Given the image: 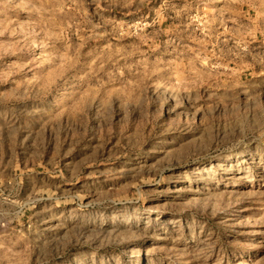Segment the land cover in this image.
<instances>
[{
	"label": "rangeland",
	"instance_id": "rangeland-1",
	"mask_svg": "<svg viewBox=\"0 0 264 264\" xmlns=\"http://www.w3.org/2000/svg\"><path fill=\"white\" fill-rule=\"evenodd\" d=\"M0 213V264H264V0H0Z\"/></svg>",
	"mask_w": 264,
	"mask_h": 264
},
{
	"label": "built area",
	"instance_id": "built-area-1",
	"mask_svg": "<svg viewBox=\"0 0 264 264\" xmlns=\"http://www.w3.org/2000/svg\"><path fill=\"white\" fill-rule=\"evenodd\" d=\"M13 203H15V201H13L12 202V204ZM30 204H27V206H29ZM14 206H16V207H19L20 209H22L23 208V206H21V204H19V202H17L16 204H14ZM24 207H26V205L24 206ZM18 213H20V211H17V214ZM14 216H16L15 214H13ZM2 216H4V213H0V226L2 227V228H5L6 226H7V223H11L13 220H11V221H4V218H2ZM11 218V217H10ZM14 218H16V217H14ZM17 219V218H16Z\"/></svg>",
	"mask_w": 264,
	"mask_h": 264
}]
</instances>
